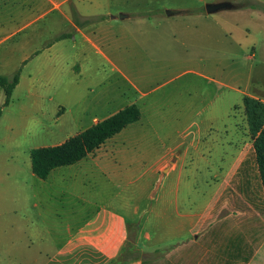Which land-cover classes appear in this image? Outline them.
<instances>
[{
	"label": "rangeland",
	"instance_id": "1",
	"mask_svg": "<svg viewBox=\"0 0 264 264\" xmlns=\"http://www.w3.org/2000/svg\"><path fill=\"white\" fill-rule=\"evenodd\" d=\"M217 1L222 0H9L11 17L0 24V74L13 79L21 71L3 107L0 86V264H43L67 236L68 213L81 202L75 197L92 191L101 193L99 202L114 201L126 214L127 237H137L140 228L142 239L149 232L153 242L161 243L149 257L170 251L176 240L157 217L148 216L153 209L147 182L152 179L142 178L147 165L134 174L141 179H102L103 189L92 179H54L56 173L40 179L32 170L35 148L59 144L93 125L95 117L115 113L135 98V86L141 119L127 126L123 137L150 139L156 150L165 141L183 142L161 160L152 195L181 157L185 168L172 176L196 179L199 189L208 192L212 182L232 179L214 205L218 218L240 221L253 214L241 211L244 185L238 183L245 179V168H255L252 149L232 176L225 174L223 163L230 149L239 157L253 143L242 91L249 90V76L254 84L261 76L264 0H230L234 8L206 13L205 3ZM167 8L179 13L167 15ZM74 10L81 21L85 15L103 18L80 27ZM120 12L129 17L119 18ZM64 34L69 35L58 39ZM186 126L194 133L201 129L206 144H220L217 162L207 160L212 157L205 151L208 145L201 151L189 144L192 135L178 136ZM129 203L138 206L137 214L132 215Z\"/></svg>",
	"mask_w": 264,
	"mask_h": 264
},
{
	"label": "crops",
	"instance_id": "2",
	"mask_svg": "<svg viewBox=\"0 0 264 264\" xmlns=\"http://www.w3.org/2000/svg\"><path fill=\"white\" fill-rule=\"evenodd\" d=\"M9 5H12L9 0H0V24L8 23L11 17ZM199 17L211 18L209 15H199ZM255 56L256 52H253L249 57L254 59ZM259 65H262L260 80L256 78V84H254L252 77L249 76L247 83L249 90H243L242 94L264 102V62L262 61ZM136 88L135 86L134 89L138 92ZM136 91H134L135 98L127 101L126 105L137 101ZM95 118L94 123L104 119ZM126 127L81 160L73 164L55 167L46 179L55 173L54 179H92L97 185H100V189H103L104 181L102 179H117L121 182L124 179H141V177H135L134 174L140 166L147 165L142 173L145 176L142 178L152 179L151 183L147 182L150 190L147 198L152 200L153 209L148 216L157 217L159 222L165 225L166 231L171 233L170 239L176 240L169 245L171 246L170 251L155 257L154 262L160 264L161 260H165L170 263L177 258L176 264H195V255H197V264H264V196L260 179H257V191L250 187L247 194L239 192L242 198L241 205L244 208H241V211L244 213L247 210L253 211L251 216L240 221L234 220V217L229 215L218 218L219 214L216 216L214 212V205L228 189L232 179H220L212 182L206 192L204 188L199 189L196 179H191L182 173L175 178L172 176L176 175L180 168H185V158L182 160L181 157L177 158L173 165L168 167V176L164 177L162 184L152 195L154 189H157V180L160 179L158 172L162 164L161 160L167 156H173V152L177 151L183 142L174 144L175 141H165L162 143V148L156 150L150 139L133 141L123 137L124 132L127 131ZM146 132V130H142L143 135H146ZM178 133V136L182 135L183 140L192 135L189 144H195L196 149L202 151L205 149V145H208V149L205 151H208L212 157L208 156L207 160L217 162L214 157L217 151L221 152L220 144H206L205 133L202 134L201 129L194 133L186 126L183 131H178ZM219 133L220 131L213 135L215 140ZM187 149L188 146L185 150ZM251 149L253 152V143L244 146L240 150L239 157L235 153H231L234 151L230 149L229 156L223 163V167L227 169L225 174L234 175ZM74 168H77L80 174H75L72 171ZM170 180H172L171 184L168 185ZM96 184H92L94 191L98 189L95 188ZM66 193L70 197L79 196L70 191ZM98 195L101 198L100 192L92 191L86 193L83 198L82 196L75 197V200L81 202L78 204L77 211L70 210L68 213L67 236L54 249V253L44 260L43 264H105L119 253L128 238V218L115 205L114 201L99 202ZM129 204L131 205V203ZM122 206H124V201ZM130 208L132 215L138 213L137 205H131ZM232 213L236 212L232 211ZM81 216L83 219H80ZM147 221H150V218ZM142 235V229L139 228L136 245L141 250L149 252L157 250L159 247L162 248L160 242H153L149 232L144 233L143 239ZM165 238L166 235L157 241H164ZM124 264H142V261L132 260Z\"/></svg>",
	"mask_w": 264,
	"mask_h": 264
},
{
	"label": "trees",
	"instance_id": "3",
	"mask_svg": "<svg viewBox=\"0 0 264 264\" xmlns=\"http://www.w3.org/2000/svg\"><path fill=\"white\" fill-rule=\"evenodd\" d=\"M73 14L76 18V24L80 27L103 18V16L100 18L84 16V19L81 21L78 20V16L80 15L76 10H74ZM68 35L64 34L58 37V39ZM20 71L21 68L17 70L13 79L0 74V86L3 88L5 94L2 107L9 104L12 92L18 83ZM243 105L253 139L255 168L250 166L245 168V179H239L238 183L244 185H240L241 193L247 194L250 190L249 185L260 179L264 196V102L258 98L244 96ZM2 107H0V116L2 114ZM140 118L141 110L139 106L131 103L112 115L97 121L85 130L70 136L59 144L35 148L31 154L33 173L40 179H46L55 167L73 164L81 160L89 153L94 152L107 139L120 132L128 124L138 121ZM253 177H256V179ZM257 188L258 184L255 189L256 191L258 190ZM148 253L137 247L136 236L133 238L128 237L119 253L105 264H124L132 260H141L142 264H159L158 262H154L155 258L149 257Z\"/></svg>",
	"mask_w": 264,
	"mask_h": 264
},
{
	"label": "water",
	"instance_id": "4",
	"mask_svg": "<svg viewBox=\"0 0 264 264\" xmlns=\"http://www.w3.org/2000/svg\"><path fill=\"white\" fill-rule=\"evenodd\" d=\"M234 7H235L234 3L230 0H222V1H217V2L205 3V11L208 14H212V13L218 12V11L223 10V9H231ZM166 13H167V15H174L176 13H179V11L175 10V9L167 8ZM111 17L116 18L115 15H111ZM118 17L121 19H124V18L129 17V14L124 13V12H120L118 14Z\"/></svg>",
	"mask_w": 264,
	"mask_h": 264
}]
</instances>
